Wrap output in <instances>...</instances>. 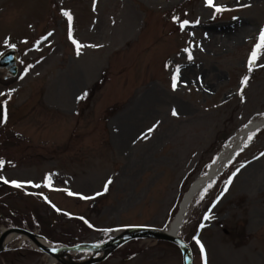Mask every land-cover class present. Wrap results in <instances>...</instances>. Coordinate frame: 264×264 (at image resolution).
I'll return each mask as SVG.
<instances>
[{
	"label": "rangeland",
	"instance_id": "obj_1",
	"mask_svg": "<svg viewBox=\"0 0 264 264\" xmlns=\"http://www.w3.org/2000/svg\"><path fill=\"white\" fill-rule=\"evenodd\" d=\"M213 3L227 10L217 13L207 0H0V56L12 49L8 38L18 55L16 75L0 70V176L33 182L0 181V208L38 223L55 245L99 242L129 226L167 230L199 177L222 153L237 152L194 196L179 234L193 264H264V125L244 135L264 122V49L248 69L264 0ZM62 9L72 15V39ZM126 250L128 264H184L163 240Z\"/></svg>",
	"mask_w": 264,
	"mask_h": 264
},
{
	"label": "snow or ice",
	"instance_id": "obj_2",
	"mask_svg": "<svg viewBox=\"0 0 264 264\" xmlns=\"http://www.w3.org/2000/svg\"><path fill=\"white\" fill-rule=\"evenodd\" d=\"M207 4H208L209 6H211V7H214L217 13H219V12H221V11H225V10H227L226 8H223L222 6H217V5H215V4L213 3V0H207ZM61 11H62L63 15H64L65 17L68 18L69 25H70L69 38L72 39V33H71V21H72V15H71V13H70L69 11H66V10H63V9H62ZM173 19L175 20V19H178V18H177V17H173ZM197 23H198V21H197ZM188 24H189V21L184 20V21L182 22V24H181V28H184V27H185L186 25H188ZM52 35H53V33H52V32H49V33H47L46 36L41 37V39H42V40H47L48 37H51ZM9 40H10V38L6 39V40L4 41V43H5L8 47L15 48L16 45H15V44H11V43H9ZM25 43H26V41H25ZM73 43L77 45V55H79V54H80L79 49H80L81 45H80L79 42L76 41L75 39H73ZM39 44H40V41H37V42H36V46H37V48H39ZM91 47H100V45H91ZM262 49H264V29H261V30H260V32H259V40H258V43H256V44L254 45L253 51H252L251 54H250V58H249V61H248V69H249V71H252V69H253V65L255 64V62L257 61V59L260 57V53H261V50H262ZM184 51H185L186 53H188V57H187L188 60H192V59H193V56L191 55V51H190V49H189V48H185ZM25 72H27V70H25ZM179 80H180V65H177L176 68H175V72H174V74H173V76H172V88H173V90H175V89L177 88V86H178V81H179ZM248 80H249V77H248V76H245V77L243 78V81H242V82H243L244 84H247ZM11 91H14V90H10V92H11ZM241 94H242V93H241ZM3 95H5V94H4V93H0V96H3ZM85 95H86V93H85ZM81 98H83V97H81ZM7 103H8L7 99L3 101V105H4V116H3V119H4L5 122H6V120H7V108H6ZM172 114L175 116V115H177L178 113L176 112L175 109H173V110H172ZM158 123H159V122H157V124H158ZM156 126H157V125H153L151 128H149V129L147 130V132H148V133L153 132V131L155 130ZM143 138H147V134H144V137H143ZM251 138H252V137L250 136V137H249V140H251ZM245 146H247V145H245ZM261 155L264 156V153H261ZM5 163H6V162H5L3 159H0V168H3L4 165H5ZM243 166H244V165L242 164L241 167H243ZM236 171L238 172L239 169H237ZM235 174H236V173H233V176H235ZM231 179H232V178L230 177L229 180L226 181V187H225L224 191H227V184H230V183H231ZM0 180H3L4 183H11V184H12L14 187H16V188L24 187V184H25V183H27V184H33L32 181H25V182H21V181H17V180H11V181H9L8 179H6V178L3 177V176H0ZM45 180L47 181V185H46V186L51 187V174H49L48 176H46V177H45ZM111 183H112V180H111V178H109L108 181H107V182L105 183V185H104V191H105V192L108 190V186H109ZM34 186H35V187H40L41 185H39V184H35ZM211 186H212V185L209 184L208 187L210 188ZM65 191L67 192V194H68L69 196L79 195L81 199H90V198H91V197L83 196L82 194H79V193H74V192H72V191H70V190H65ZM207 191H208V189L206 188V189L204 190V192L206 193ZM41 195H43V194H41ZM96 195H101V193H96ZM203 195H204V194L202 193V194H201V199H203ZM221 195H223V193H221ZM43 198H44L46 201H48L47 196H44ZM219 199H220V197H217V200L213 202L212 207H215V204H216V202H218ZM48 202L51 204L50 201H48ZM51 206H52L53 208H55L56 211H61L59 208L56 207V205L52 204ZM210 212H211V209H209V213H206V214H205V216H204V219H205V220H208V219L211 218V217H210ZM68 215H71V214H68ZM80 219H84V218L81 217ZM85 222L87 223V221H85ZM91 226H92V225L89 224V227H91ZM203 226H204V225L201 224V227H203ZM193 239L196 240V243H197V244L199 245V247H200V251H201V253H203V252H204V246H203V244L200 242V240L198 239V237L194 236ZM53 251H56V249L53 248ZM205 264H206V261H205Z\"/></svg>",
	"mask_w": 264,
	"mask_h": 264
},
{
	"label": "flooded vegetation",
	"instance_id": "obj_3",
	"mask_svg": "<svg viewBox=\"0 0 264 264\" xmlns=\"http://www.w3.org/2000/svg\"><path fill=\"white\" fill-rule=\"evenodd\" d=\"M8 219L9 217H1L0 214V231L3 230L4 226L5 229L23 228L28 229L30 232H32V234L39 233L33 222L22 223L17 216L10 217V222H4ZM31 238L37 239V237H35L34 235L31 236L24 233L19 237H12L11 240L5 241L4 243L2 242V244H0V264H24L26 260H28L31 264H36L38 262V258H40L42 254L36 248V245L38 246V244L30 240ZM37 241L38 239L36 240V242ZM78 242L81 243L84 241L80 240ZM128 246L129 245L126 244L118 251L111 253L108 260L100 263L94 262L96 261L97 256L93 254H89V256L86 257L84 254L87 252L81 251L79 253L82 258L83 264H103L109 261L114 262L111 264H128L133 259L132 255L126 250ZM116 254H121V257L119 259H116Z\"/></svg>",
	"mask_w": 264,
	"mask_h": 264
},
{
	"label": "water",
	"instance_id": "obj_4",
	"mask_svg": "<svg viewBox=\"0 0 264 264\" xmlns=\"http://www.w3.org/2000/svg\"><path fill=\"white\" fill-rule=\"evenodd\" d=\"M15 61H16L15 52L11 50L1 58L0 66L8 67L15 74L16 73V67L14 65ZM140 238H148V239L153 238L156 240L162 239V240H165L171 243L172 242L176 243L180 247L181 252L183 253V263L193 264L192 262L193 252L191 251V248L188 245V243L185 242L183 238L179 237L177 233H173V232L169 233L165 230H158L153 227H150V228L133 227V228H130L125 233L119 235V237L113 238L112 240H110L109 242L105 244L92 245L87 248L81 247V246L66 247V248H63L62 250L64 253H68L71 250L79 251L80 249H85V250L93 249V250H96L97 252H100V250H105L106 253H109L111 250L120 247L122 244L129 242L132 239H140ZM2 240L3 239H1V243H2ZM41 247L50 254L56 253V251H53L51 248L49 247L47 248L46 246L42 244H41ZM103 259H105V257L101 258L100 260H103Z\"/></svg>",
	"mask_w": 264,
	"mask_h": 264
},
{
	"label": "bare ground",
	"instance_id": "obj_5",
	"mask_svg": "<svg viewBox=\"0 0 264 264\" xmlns=\"http://www.w3.org/2000/svg\"><path fill=\"white\" fill-rule=\"evenodd\" d=\"M260 123H261L260 121L252 123L250 127H252V128L254 127L256 129H259ZM245 136H246V134H245ZM231 156L232 155H230L229 157H226L225 154L222 153L220 155L219 162L213 164L209 168V171L205 175L199 177V179L195 182V185L191 189L190 193H188V195H186V198L183 200L181 208H180V213L178 214L176 219L172 221L170 228L167 229V231L169 233H171V232L176 233L179 230V227L181 229V227L184 224L183 222H185L184 220L186 219V216L189 212L188 209H189V206L191 204L192 198H194V196L198 193V191H200V188H202L206 183H208L210 181V178L215 176L216 173L220 172V169H222L221 168L222 164L228 163L229 161L232 160ZM10 211H11V209L5 210L3 208H0V214L9 213ZM10 213L13 216H16L13 212H10ZM12 236H13V234H10L7 241L11 240ZM40 237L43 238L44 236L42 235ZM30 240L34 241V243H36V244L40 243V242H36L37 239H34V238H31ZM36 248L42 254V256H46L48 258L47 264H66V263L70 262V260H67L65 258H63L65 262L63 261L62 257L60 256L61 254H58L59 248L57 245L56 246L50 245V248L52 250H53V248L56 249V253H55L56 255L52 254L53 256H51V257L49 255H44L45 250L42 247L36 245Z\"/></svg>",
	"mask_w": 264,
	"mask_h": 264
},
{
	"label": "trees",
	"instance_id": "obj_6",
	"mask_svg": "<svg viewBox=\"0 0 264 264\" xmlns=\"http://www.w3.org/2000/svg\"><path fill=\"white\" fill-rule=\"evenodd\" d=\"M101 81H102V79H101ZM101 83V82H100Z\"/></svg>",
	"mask_w": 264,
	"mask_h": 264
}]
</instances>
